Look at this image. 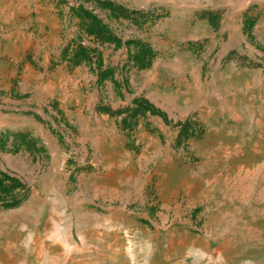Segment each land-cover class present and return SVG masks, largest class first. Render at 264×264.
Here are the masks:
<instances>
[{
	"label": "rangeland",
	"instance_id": "1",
	"mask_svg": "<svg viewBox=\"0 0 264 264\" xmlns=\"http://www.w3.org/2000/svg\"><path fill=\"white\" fill-rule=\"evenodd\" d=\"M113 1L154 16L0 0V132L42 146L0 148V171L23 184L17 205L0 199V264H264V0ZM78 4L122 44L86 35ZM202 10L219 14L214 27ZM128 38L157 52L150 66L127 61ZM71 39L97 46L113 77L70 65ZM134 97L168 121L146 111L124 129L99 109ZM185 120L193 133L177 138Z\"/></svg>",
	"mask_w": 264,
	"mask_h": 264
},
{
	"label": "trees",
	"instance_id": "2",
	"mask_svg": "<svg viewBox=\"0 0 264 264\" xmlns=\"http://www.w3.org/2000/svg\"><path fill=\"white\" fill-rule=\"evenodd\" d=\"M93 1L97 7L105 11L106 16L108 15L110 18H130L138 25H141L143 22L154 16L153 12L128 9L126 6L113 0ZM70 9L72 13L75 14L80 29L86 35L92 37L94 41L100 44L104 42H113L116 46L122 44L121 38L113 32L110 25L94 12L92 8L78 4L77 6H71ZM198 16L200 18H206L213 27L217 24L219 18L217 12L208 10H202L199 12ZM253 24L254 20L249 16L248 11L246 10L243 17V28L249 29L248 27ZM123 43L127 47V61H131L133 66L139 68L150 66L157 54L152 46L142 39L128 38ZM62 56L66 58L72 66H75L82 61H95L96 67L94 68L100 81L106 77H113L114 70L112 67H102L101 53L97 46L85 45L81 41L76 42L71 39L63 48ZM93 56L95 57L94 60ZM99 109L110 114L122 115L119 124L124 129L132 128L135 124L136 117L146 111L160 116L165 122L168 121L166 114L162 110L153 106L152 103L144 97H134L132 98L130 105L116 110H111L105 106H99ZM189 123L190 122L187 120L176 123V125L179 126L177 138L180 136L187 137L189 134L193 133L192 127ZM9 137H11V139ZM9 139L10 144H8ZM37 142L38 140L27 131L0 132V148L6 151L17 152L20 149H26L31 153H36L42 150V146L38 147ZM22 187L23 184L17 177L0 171V199H2V203H4L5 206H15L22 200L21 197L17 198L13 194L17 188L21 189Z\"/></svg>",
	"mask_w": 264,
	"mask_h": 264
}]
</instances>
